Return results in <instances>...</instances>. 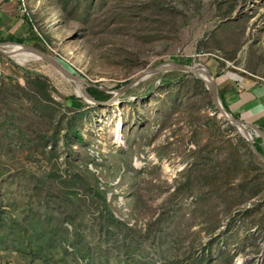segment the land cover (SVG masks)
Returning a JSON list of instances; mask_svg holds the SVG:
<instances>
[{"label":"rangeland","instance_id":"rangeland-1","mask_svg":"<svg viewBox=\"0 0 264 264\" xmlns=\"http://www.w3.org/2000/svg\"><path fill=\"white\" fill-rule=\"evenodd\" d=\"M0 17L1 44L106 102L166 64L264 77V0H0ZM0 74V264H264V161L204 82L159 74L97 105L42 59L0 52Z\"/></svg>","mask_w":264,"mask_h":264},{"label":"water","instance_id":"water-1","mask_svg":"<svg viewBox=\"0 0 264 264\" xmlns=\"http://www.w3.org/2000/svg\"><path fill=\"white\" fill-rule=\"evenodd\" d=\"M6 45H18L23 47L28 53H32L36 56H38L40 59L44 60L45 62L49 63L56 69H58L65 77L72 81L76 82H81L83 83L84 81L77 78L76 76L72 75L68 70H66L55 58L52 56L34 48L28 45L24 44H18V43H8V44H0V52L5 53L6 55L10 56V54H7L6 51L2 49V47H6ZM183 72L187 73L190 75H193L196 79L201 80L202 82L205 83L207 86L208 91L212 95L213 103L215 107L217 108L219 114L221 117L230 125L234 126L237 130L238 129H243L245 133L241 134L243 138H245L252 147V150L254 154L259 157L261 160L264 161V155H262L258 149L255 146V139L253 136V131L256 134V137L261 138L264 140V130L261 129L259 126L249 123L247 121H244L242 119H238L232 114H230L225 107L223 106L221 97L219 95V89H218V84L213 76L212 71L209 69V67L201 65V64H196L193 66H184L181 64H166L154 68L147 69L140 73L138 76L133 78L131 81H129L125 86H123L121 89H119L116 93L115 96L109 101V102H99L96 101L87 91L85 85L83 89V96L84 98L93 104L97 105H105V104H113L115 103L121 96H124L130 89L134 88L135 86L139 85L140 83L144 82L145 80L159 75V74H167L170 72Z\"/></svg>","mask_w":264,"mask_h":264},{"label":"crops","instance_id":"crops-1","mask_svg":"<svg viewBox=\"0 0 264 264\" xmlns=\"http://www.w3.org/2000/svg\"><path fill=\"white\" fill-rule=\"evenodd\" d=\"M8 23L0 17V37L2 39L4 36L2 31H5L4 28L6 29L10 25ZM263 79V76L255 73L243 78L238 75L221 73L217 83L228 110L233 115L240 116V119L253 123L264 130Z\"/></svg>","mask_w":264,"mask_h":264},{"label":"trees","instance_id":"trees-1","mask_svg":"<svg viewBox=\"0 0 264 264\" xmlns=\"http://www.w3.org/2000/svg\"><path fill=\"white\" fill-rule=\"evenodd\" d=\"M3 42H4V40L0 37V44L3 43ZM16 42L19 43V44L23 43L21 41H16ZM165 77L167 78V79H165V82H167L168 79L170 78V75L169 76H165ZM195 80L198 83H202L201 80H198V79H195ZM33 83H35L39 87L40 90L48 88V84L43 82V81H40V80L39 81H33ZM88 92L96 101H99V102H106V101H108L110 99V96L107 95L104 91H101V90L96 89V88L88 89ZM221 98H222V95H221ZM73 99H75V98H73ZM222 101H223V104H224L225 108L228 110L223 98H222ZM70 133H73L75 136H77V138H81L79 132L76 129H71ZM255 146L258 149V151L262 155H264L263 140L261 138H257L256 139Z\"/></svg>","mask_w":264,"mask_h":264},{"label":"bare ground","instance_id":"bare-ground-1","mask_svg":"<svg viewBox=\"0 0 264 264\" xmlns=\"http://www.w3.org/2000/svg\"><path fill=\"white\" fill-rule=\"evenodd\" d=\"M9 46V45H7ZM5 50L7 54H10V57L14 58L19 64L24 65L29 61H39L41 60L38 56L28 53L23 47L18 45H10ZM76 92L79 96H83V89H84V82H76L74 81ZM240 132L243 134L245 133L243 129H239Z\"/></svg>","mask_w":264,"mask_h":264},{"label":"built area","instance_id":"built-area-1","mask_svg":"<svg viewBox=\"0 0 264 264\" xmlns=\"http://www.w3.org/2000/svg\"><path fill=\"white\" fill-rule=\"evenodd\" d=\"M21 13H23L25 16L26 15H29V12H28V9H27V7H26V5L24 4L22 7H21ZM1 75V74H0ZM263 81H264V79H263Z\"/></svg>","mask_w":264,"mask_h":264}]
</instances>
